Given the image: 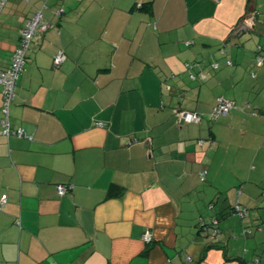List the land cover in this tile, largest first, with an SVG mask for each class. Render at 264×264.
<instances>
[{
	"label": "crops",
	"instance_id": "crops-1",
	"mask_svg": "<svg viewBox=\"0 0 264 264\" xmlns=\"http://www.w3.org/2000/svg\"><path fill=\"white\" fill-rule=\"evenodd\" d=\"M43 3L11 107L33 140L0 128V264H264V0H8L0 69Z\"/></svg>",
	"mask_w": 264,
	"mask_h": 264
},
{
	"label": "built area",
	"instance_id": "built-area-1",
	"mask_svg": "<svg viewBox=\"0 0 264 264\" xmlns=\"http://www.w3.org/2000/svg\"><path fill=\"white\" fill-rule=\"evenodd\" d=\"M7 1L8 0H0L1 11L5 7ZM46 8L47 6L44 5L41 9L37 10L34 13L31 19H29L26 22L25 27L22 30L21 42L14 51L10 66L6 69H0V84L2 85L3 88L2 89L3 104L1 108L2 115L0 118V128L3 135L6 137L17 136L19 138H27L29 140H33V137L27 135V133L23 128H13L11 122V107L16 97L19 78L25 70V65L27 62L28 53L31 44L33 40L38 36V34L47 32L51 27L50 23L44 17V10ZM221 53L225 54V49H221ZM65 60H66V56L63 53H59L54 57L53 60L54 66L56 68L60 67ZM256 62H257V66L264 65V55H258ZM227 63L228 65H232L231 61H228ZM196 67L202 70L199 63L187 64V68L189 70L194 69ZM212 68L214 70L219 69V64L213 63ZM200 77L204 79L206 76L203 73ZM190 78L192 80H196L197 76H195L194 74H190ZM234 109H236L235 102L225 97H218L216 99V103L215 106L213 107L212 113L210 114V119L212 121H216L218 118L228 115ZM177 116L180 124H185V123L196 124L202 120V116L200 114L182 111V110L177 112ZM98 125L100 127L104 126L103 123H98ZM206 173L207 172L204 171L200 174L201 180H204ZM69 188L71 187L58 186L59 195L62 196L66 194ZM6 203H7V196L4 195L2 196L1 199L0 210H2L5 207ZM231 211L232 214L238 218H245L248 215V209L243 207L239 203V201L236 203V205L233 207ZM218 227H219V221L216 219H214L210 225L205 226L207 232L209 233L212 239L221 236V231ZM252 233L253 231L251 229L244 231L245 236H249ZM144 240L147 243H151L153 241V237L151 233H147L144 236ZM255 262L258 263L259 261L256 260ZM255 262H251L249 264H255Z\"/></svg>",
	"mask_w": 264,
	"mask_h": 264
},
{
	"label": "trees",
	"instance_id": "trees-1",
	"mask_svg": "<svg viewBox=\"0 0 264 264\" xmlns=\"http://www.w3.org/2000/svg\"><path fill=\"white\" fill-rule=\"evenodd\" d=\"M1 115H2V112H1ZM118 194H119L118 189L112 186L111 189H110V192H109V196H110V197H113V196H117ZM239 203H240V202H239ZM240 204H241V203H240ZM235 205H236V204H235ZM235 205H234V206H235ZM234 206H232V207L230 208V210H229V214H230L231 216H234V215L232 214V211H231V210L233 209ZM210 207L213 208V206H210ZM243 207H244V206H243ZM245 208H246V207H245ZM247 209H248V208H247ZM248 216H249V209H248V215H247L246 217H248ZM234 217H236V216H234ZM246 217H245V218H246ZM214 219H216V220L219 221V227H218V228L220 229V231H221V236H222V229H221V227H220V220H219L218 218H213V219L211 220V222H212ZM240 219H243V218H240ZM211 222H210V223H205V222H201V223H200V230H201V231H205L209 238H211V236H210L209 233L207 232L205 226L210 225ZM247 230H248V229H247ZM201 231H200V232H201ZM221 236H220V237H221ZM220 237H218V238H213V239L211 238V239H212L213 241H216V240H218ZM152 242H153V241H152ZM152 242H151V243H152ZM151 243H149V244H151ZM146 253H147V252H146ZM258 261H259V260H258ZM253 262H254V261H253ZM258 263H259V262H258ZM258 263L255 262V264H258Z\"/></svg>",
	"mask_w": 264,
	"mask_h": 264
},
{
	"label": "rangeland",
	"instance_id": "rangeland-1",
	"mask_svg": "<svg viewBox=\"0 0 264 264\" xmlns=\"http://www.w3.org/2000/svg\"><path fill=\"white\" fill-rule=\"evenodd\" d=\"M46 2V1H45ZM43 5H45V3H43L42 4V6L41 7H43ZM88 14H86L85 16H87ZM33 43V42H32ZM32 45V44H31ZM31 48V47H30ZM30 52V51H29ZM216 61V60H215ZM214 61V62H215ZM218 64H219V69H217V70H222L225 66H224V64L223 63H221V61H216ZM256 64H257V62H256ZM206 66V68H205V70H214V69H212V67H211V65H209V64H206L205 65ZM203 69H204V67H203ZM211 113H212V111H211ZM210 113V114H211ZM209 114H207V116H208ZM205 120H207V118H205ZM211 122H212V120H210Z\"/></svg>",
	"mask_w": 264,
	"mask_h": 264
}]
</instances>
